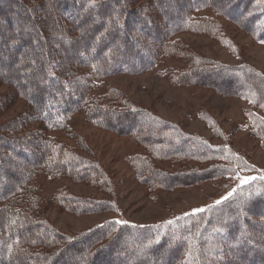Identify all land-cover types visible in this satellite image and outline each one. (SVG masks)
<instances>
[{
	"label": "trees",
	"instance_id": "obj_1",
	"mask_svg": "<svg viewBox=\"0 0 264 264\" xmlns=\"http://www.w3.org/2000/svg\"><path fill=\"white\" fill-rule=\"evenodd\" d=\"M147 1L156 5L158 16L155 18L152 17L156 14L154 7H150L149 16L143 12L142 6H146ZM165 4L170 6L167 8ZM36 5L43 7V14L37 18H43L51 46L59 44V54L76 56L75 60L71 59L70 65L68 60L63 61L65 64H61L60 68L52 63L47 39L36 31L33 20L36 16H32ZM50 7L61 18L65 16L64 20L59 17V22L58 19L57 23L54 22L49 14ZM204 9L217 12L218 17L240 27V30L252 33L255 40L264 41V0H0V23L5 25H0V80L14 87L30 106V112L24 115L23 120L10 124L13 129L9 135L0 130V264H31L26 261L29 258L32 264H65V261H60L63 255L71 251L81 252L83 244H91V238L96 236L105 237L107 241L99 243L97 240L84 264H97L100 256L108 258L109 264H187L191 259L187 256L190 242L194 245L195 256L199 257L198 264L220 263L223 251L229 254L231 250L236 258L230 264H264V226L255 224V228L241 229L239 223L243 220L246 224L248 212L264 219V195H256L257 189L264 190V181L258 179L241 185L231 197L221 200L220 204L209 205L202 212L182 214L142 226L110 220L74 236L57 232L44 218L38 217L36 208L39 200L32 193L34 188L29 187L30 181L44 167L50 176L56 173L76 181L90 180L99 186L104 185L101 169L38 132L63 129L71 114L85 105L86 98L88 100L86 89L94 84L93 81L116 74L147 72L155 68L161 59L169 58L171 49L167 42L176 33L202 31L210 35L216 26L222 34L219 21L193 16ZM160 18L161 23L168 24L169 28L159 30L157 23L153 26L152 22ZM89 20H93L90 26ZM133 32L137 34L136 38L131 37ZM32 34L37 41L35 49L39 52V48L43 47L45 50L44 64L39 63L40 56L36 54L27 53L28 57H19L25 47L29 52L35 50L29 46ZM220 37L214 35L211 38ZM13 41L16 43L13 44ZM177 47L174 46V51ZM180 48L185 50L182 45ZM180 53L185 54L183 51ZM13 65H17L13 71H20L18 75L21 77V72L30 66L37 67V70L28 81L22 80L21 85L18 83L19 77L15 79L8 70ZM80 67H83V77L72 79L69 75L67 78L61 72L69 70L71 74ZM204 68L200 65L198 69ZM205 75L212 76V79L209 77L207 81ZM260 76L255 69L246 65H216L210 70L189 73L191 83L211 88H223L230 84L237 96L255 101L250 103L247 111L253 121L251 133L255 138L264 140V118L251 109L264 112V107L259 106L264 104V77ZM107 108L104 105L94 109L97 114L94 122L112 131L113 128L109 126L111 121L120 126L128 125V116H135L145 127L137 125L130 133L134 132V138L156 158L184 159L197 164L214 162L202 173L187 169L177 176L164 175L152 165L139 163L136 169L139 177L151 186L171 188L183 185L179 183L180 180L193 181L197 175L229 179L233 176L232 169L238 171L244 167L243 159L229 146L214 145L198 136L184 133L146 110L129 112ZM27 121H35L39 127L21 135L22 126ZM115 130L120 132L119 129ZM31 143H37V146L32 148ZM15 153L23 159L16 157ZM37 155L38 158L35 157ZM222 156L227 158L222 159ZM23 160L24 164H21ZM4 177H15V180L9 183ZM172 182L179 184L172 185ZM59 199L63 206L77 208L74 209L76 212H83V209L91 212L105 204L104 201L91 200L88 203L83 199L71 201L66 194L59 196ZM169 220L174 223L167 224ZM218 227L226 231L223 234L215 232L214 229ZM157 234L161 236L160 242L145 248L148 240ZM222 244L226 248H221Z\"/></svg>",
	"mask_w": 264,
	"mask_h": 264
},
{
	"label": "rangeland",
	"instance_id": "obj_2",
	"mask_svg": "<svg viewBox=\"0 0 264 264\" xmlns=\"http://www.w3.org/2000/svg\"><path fill=\"white\" fill-rule=\"evenodd\" d=\"M178 1L182 2V0ZM23 2L28 4L26 1ZM165 5L167 8L170 6ZM151 6L154 7L153 10H156V14L151 15L155 18V16H158L157 8L150 1H147L146 6H142L144 8V11L143 9L142 11L149 16L148 12ZM43 7L45 6L43 5ZM43 7L38 8L36 5L35 9L32 10V16H36L33 19L37 27L36 31H40L46 37L50 58L53 60L52 63L60 68V65L65 64L68 60L70 65L72 63L71 59L75 60L76 56L59 54L57 52L59 44L51 46L49 31L43 22V18H37L38 15L43 14ZM134 7L139 8L138 6ZM49 12L54 22H56V19L59 22V17L61 18V16H58L59 13H55L51 7ZM217 14L213 10L204 9L195 12L193 16L202 19L207 17L219 21L222 25L220 26L222 34H220V30L216 29V26L210 35L202 31L198 33L184 31L176 33L169 37L167 42L168 48L171 49L169 58L161 59L163 61L160 60L155 68L147 72L116 74L104 77L100 81H93V85L87 86L88 100L86 98L85 105L76 113L71 114L63 129L40 130L38 132L46 139L55 140L62 147H66L77 155H81L83 159L92 162L103 171V180H105L104 185L99 186L90 180L76 181L61 174L55 173L50 176L45 171L46 167L43 166L44 169L30 181L29 185V187L34 188L32 193L39 200V206L36 208L39 212V218H44L57 232L67 236L84 234L110 220L125 221L140 226L149 225L170 217L196 213V209H204L209 205L216 204V201H221L222 197H226L236 187L238 181L232 178L233 176L229 179H217L197 175L193 181L180 180L179 183H184L183 185H176L171 188H169L170 186H151L148 182L142 181L136 171L139 163L145 166L152 165L164 175L177 176L179 173L187 171V169L202 173L214 162L197 164L184 159L156 158L134 138V132L130 133V130L135 129L137 125L141 128L145 127L144 124L141 125L139 119L135 116H132L133 118L128 116L126 121L128 125L123 124V126L111 121L109 126L113 129L107 131L93 120H97L94 109L98 106L104 107L105 105L108 107L107 109L112 108L116 111L146 110L166 123L175 125L184 133L198 136L214 145L229 146L235 154L243 159L244 167L238 169V172L242 175L253 177L264 175V140L255 138L251 133L253 131V121L247 112L251 106L249 100L237 96L230 84L223 88L221 86L211 88L190 82L192 79L189 77L190 72L197 73L210 70L216 65H246L255 69L258 74L264 77V43L255 40L252 33L240 30V27L218 17ZM64 17L61 20H64ZM91 21H88L89 26L90 23L93 24V20ZM156 23L160 27L159 30L169 28L168 24L161 23V18L157 22H152L154 27ZM0 25L5 26L3 23H0ZM11 31L13 32V30ZM131 34V37H137L134 32ZM214 35L221 37L211 38ZM52 39L55 40V38ZM36 45L37 41L33 36L29 46L35 49L34 46ZM175 45L178 47L174 51ZM180 45L185 50H182ZM31 50L29 52L25 47V51L19 57L29 54L39 55V63L44 64L45 57L43 53L45 50L43 47L39 48V52L37 49ZM181 51L185 54L180 53ZM8 55L12 54L8 53ZM63 61L65 62L63 63ZM16 62L19 65L18 61ZM39 63L36 65H39ZM17 65L10 66L8 70H11L15 79L19 77L18 83L22 85V80L28 81L33 72L37 70V67H28V69L21 72L23 73L21 77L18 75L20 71H13L17 68ZM20 65H22V61ZM200 65L205 68L199 70ZM65 71L61 72L67 78L69 75L72 79L83 77V67L71 74L69 70ZM262 76L260 77L263 78ZM209 77L212 79V76L205 75L207 81ZM233 88H235V85ZM0 103V130L9 135L13 129L10 124L23 120L24 115L30 112V106L19 96L14 87L2 80H0ZM251 109L264 118L263 111L255 108ZM106 116L112 117L111 115ZM129 120H131L130 123ZM5 125L6 127L3 128ZM36 127H39L38 123L27 121L22 126L23 133L21 135H26L29 130ZM115 129H119L120 132H116ZM38 143L40 144V142ZM30 146L33 148L37 146V143H31ZM15 155L18 158L21 157L16 153ZM35 157L38 158L39 155ZM9 159L13 160L11 157ZM21 159L23 158L21 157ZM21 164H24V160ZM39 164L41 167V162ZM15 177L10 179L4 177V179L12 183ZM179 183L172 182V185ZM63 194L68 195L69 199L71 201L75 200V202L83 199L88 203L91 200L104 201L105 204L91 212L85 209H83V212H76L74 209L77 208L71 209L69 205L68 207L63 206L59 199V196ZM246 217H248L245 220L246 226L243 220L239 221L241 229L255 228V224L264 226V219L255 215V213L248 212ZM91 239H93V242L89 245L83 244L81 252H68L62 256L60 261H65V264L67 262L84 264V259L92 251L95 242L97 240L99 243L107 241L105 237L99 236ZM221 246V248H226L224 244ZM221 248H219L220 251ZM232 251L229 254L223 251L222 261L219 260L220 263L214 259L213 261L216 264H226L227 262L230 264L236 258L235 253ZM97 260V264H109L108 258L100 256ZM26 261L31 264L33 262L30 258Z\"/></svg>",
	"mask_w": 264,
	"mask_h": 264
},
{
	"label": "snow or ice",
	"instance_id": "obj_3",
	"mask_svg": "<svg viewBox=\"0 0 264 264\" xmlns=\"http://www.w3.org/2000/svg\"><path fill=\"white\" fill-rule=\"evenodd\" d=\"M122 27V25H121ZM262 43H264V41H261ZM16 41H13V44H15ZM250 103H255V101L250 100ZM260 107H264V104H260ZM222 159H226L227 157H221ZM233 172V177L236 181H238L237 185L235 188H233L226 197H222L221 200H226L228 199V197H231L233 195V193H235L238 189H240L241 185H245V184H249L252 181H256L257 179L260 181H264V175H261L259 177H253V176H245L242 175L240 172L236 171V169H232ZM256 195H264V190L261 189H257ZM221 201H216V204H220ZM205 209H196L195 211L197 212H202ZM187 215V214H186ZM179 219V218H177ZM116 223H127L125 221H116ZM167 224L171 225L174 223V221L169 220L166 222ZM215 232L223 234L226 229L223 227H218L216 229H214ZM161 236L159 234H157L153 239L148 240L147 244L144 245L145 248H150L153 244H158L160 242ZM187 256L191 259H189L187 261V264H198L199 261V257L195 256V248L194 245L190 242L189 243V247H188V252H187Z\"/></svg>",
	"mask_w": 264,
	"mask_h": 264
}]
</instances>
